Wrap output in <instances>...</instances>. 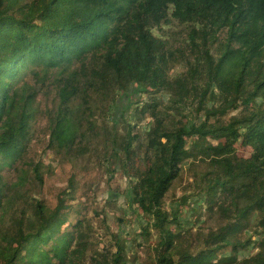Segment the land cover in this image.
Here are the masks:
<instances>
[{
    "label": "trees",
    "instance_id": "trees-1",
    "mask_svg": "<svg viewBox=\"0 0 264 264\" xmlns=\"http://www.w3.org/2000/svg\"><path fill=\"white\" fill-rule=\"evenodd\" d=\"M0 31V264H264V0H0Z\"/></svg>",
    "mask_w": 264,
    "mask_h": 264
},
{
    "label": "rangeland",
    "instance_id": "rangeland-1",
    "mask_svg": "<svg viewBox=\"0 0 264 264\" xmlns=\"http://www.w3.org/2000/svg\"><path fill=\"white\" fill-rule=\"evenodd\" d=\"M0 34H2V31H0ZM54 93H55V91L52 89L51 98L54 97ZM51 98H45V97L40 98L38 100L39 107L40 108L50 107L52 105L51 101H50ZM125 100H127V99H125ZM127 108L128 107L126 105H123L122 103H120L118 111H119V113H121L125 110L129 111L131 109V108H129V109H127ZM147 122H149V121H146L145 123H147ZM45 124H46V120L43 117H39L38 121L35 124L36 138L34 139L32 146L30 148V156H32V158L34 160H37L39 158V156L41 154H43L42 150H43V147L45 146L44 140L45 141L47 140L46 138H44V134L42 133V130L45 127ZM249 152H250V150H246V149L238 146L237 154L239 156L246 157L249 154ZM51 157H52L51 161H52V164L54 166H57L59 163H61V155L60 154L54 153L51 155ZM120 188H121V191L119 192V194L117 196H115L116 197L115 201H116L117 214L121 215V212H123L125 210L126 212H128L127 213L128 218L130 220H133V219H131V218H133V216L131 214L133 206L129 204V198L127 196V192L129 190L128 185L125 182H123L121 184ZM74 191H75V187H73L70 192L66 193L65 197L70 198L71 196H73ZM183 219L187 222V226H191V223L196 224V223L203 220V219H200V220L191 219V213L186 214V211H185V215H184ZM114 221L115 220H114L113 216H110L109 224L112 226V228L115 231H120L123 236L129 237L132 230H134L135 232L139 231L138 222L134 225V229H133L132 224L129 225V224L125 223L122 227H118V225H116L114 223ZM94 226L96 227V234L99 238L100 248H104L105 246H110V239H111L110 236L107 233H105L103 230H100L99 227L97 226V223H94ZM126 245L130 247L131 243L128 241V243ZM129 257H130V259L133 258V252L131 250H129Z\"/></svg>",
    "mask_w": 264,
    "mask_h": 264
}]
</instances>
